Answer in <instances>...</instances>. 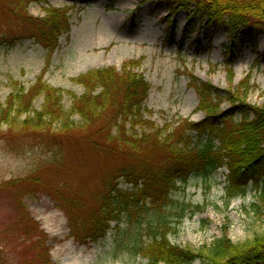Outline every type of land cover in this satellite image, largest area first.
<instances>
[{
	"label": "rangeland",
	"instance_id": "rangeland-1",
	"mask_svg": "<svg viewBox=\"0 0 264 264\" xmlns=\"http://www.w3.org/2000/svg\"><path fill=\"white\" fill-rule=\"evenodd\" d=\"M157 4L156 0L29 2L26 12L34 18L43 17L49 7L66 8L70 32L59 39V48L51 57L29 38L11 49L0 48V102L6 101L14 84L28 89L41 76L47 85L62 91V105L68 110L72 95L83 93L74 79L103 68L120 71L124 63L133 61L139 64L135 71L150 85L144 115L158 129L167 127L171 131L184 121L203 119L197 111L199 99L192 78L223 92H233L242 84L247 87L245 103L264 107L262 37L255 47L244 45L232 64H226L223 46L227 40L223 32L211 41L199 33L183 37L186 17L178 12L174 16L177 28L171 40L166 39V12ZM14 31L22 32L18 30L17 18L0 8V35ZM34 105L39 109L42 100H36ZM221 109L227 111L229 104L223 102ZM53 128L33 134L1 127L0 264H18L20 258L33 254L22 252L23 243L12 235L17 217L25 211L47 237L51 264H148L138 249H146L153 232L165 225L171 228L167 239L172 245L192 250L202 249L222 236L233 243H243L264 233V200L259 199L250 184L245 196L229 199L227 172L220 169L178 182L171 204L166 207L158 210L147 205L144 210L111 223V229L97 242L87 239L80 243L74 233H82L72 224L70 210L41 183L50 184V172L56 176L54 184L63 186L73 200L79 197L77 192L86 195L85 204L91 211L92 194L101 187L102 173L125 160H97L89 146L76 144L72 135H62L55 130L58 125L53 124ZM27 187L35 190L29 193ZM119 188L125 191L131 187L121 181Z\"/></svg>",
	"mask_w": 264,
	"mask_h": 264
},
{
	"label": "trees",
	"instance_id": "trees-1",
	"mask_svg": "<svg viewBox=\"0 0 264 264\" xmlns=\"http://www.w3.org/2000/svg\"><path fill=\"white\" fill-rule=\"evenodd\" d=\"M1 2V10L17 18L18 30L22 32L0 35V48L11 49L29 38L51 57L59 48V39L70 32L66 8L49 7L43 17L34 18L27 14V4H46L47 0ZM156 2L166 12V39L171 40L177 28L174 16L178 12L186 17L183 37L199 33L211 41L223 32L227 40L223 46L226 64H232L244 45L255 47L258 38L264 40V0ZM138 65L128 61L120 71L109 67L78 76L73 82L82 87L83 93L72 95L68 110L62 105V91L47 85L41 76L28 89L14 84L6 101L0 102V130L6 125L8 130L19 133H44L56 124L55 130L62 135H72L76 144L89 146L97 160H125L102 173L101 187L92 194L91 211L85 204L86 195L77 192L79 197L73 200L63 186L54 184L56 176L47 171L53 179L50 184H41L70 210L72 224L82 233H74L80 243L87 239L97 242L111 229V223H118L125 215L140 212L147 205L159 210L171 204L177 183L185 182L191 175L224 169L229 199L245 196L250 184L259 199L264 200V107L245 103L247 87L240 84L233 92H223L192 78L199 99L197 111L203 119L184 121L171 131L167 127L158 129L144 115L150 85L135 71ZM38 99L42 105L36 109L34 102ZM223 102L229 104L227 111L221 109ZM235 115L239 118L234 119ZM121 181L131 188L121 190ZM13 183L15 180L9 184ZM27 190L30 193L35 189ZM14 228L12 235L23 243L22 252H33L20 258L18 264H51L47 237L26 211L17 217ZM161 228L164 230L153 232L146 249H138L148 264H193L197 260L202 264H264V233L243 243H233L222 236L202 249L192 250L172 245L167 239L171 228Z\"/></svg>",
	"mask_w": 264,
	"mask_h": 264
}]
</instances>
